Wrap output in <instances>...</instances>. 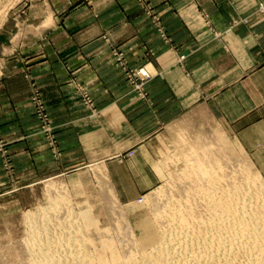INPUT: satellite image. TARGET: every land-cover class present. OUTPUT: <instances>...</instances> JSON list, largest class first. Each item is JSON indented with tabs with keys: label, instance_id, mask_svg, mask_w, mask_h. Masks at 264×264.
<instances>
[{
	"label": "rangeland",
	"instance_id": "1",
	"mask_svg": "<svg viewBox=\"0 0 264 264\" xmlns=\"http://www.w3.org/2000/svg\"><path fill=\"white\" fill-rule=\"evenodd\" d=\"M99 2L0 0V193L17 192L19 187L28 189L27 185L36 181L37 194L33 203H24L19 209L0 200V264L22 259L31 228L26 223L27 213L44 215L43 209L47 210L48 223L53 225L49 224L50 233L59 235L63 229L64 236L77 231L75 234L80 232L90 237V231L96 242L104 236L112 237L115 244L122 234L123 242L116 244L118 248L131 244L138 249L135 245L138 230L132 210L140 209L145 213L152 210L154 213L158 198L160 206L168 207L177 199L176 202H181L184 207L192 203L189 207L201 208L203 199L193 193L192 152L203 159L205 156L207 161L203 162L210 164L209 167L212 166L220 176V182L228 187L238 183L243 188L253 186L252 189H256V186L244 183L246 176H257L264 184L263 177L252 167L246 153L218 123H213L207 132H194L189 131L188 126L183 130L172 125L161 127L155 117L149 122L138 117L126 118L130 113L125 110L132 111L135 116L139 114L142 101L149 98L148 89L158 80L156 64L155 60L139 58L140 54L132 59L126 58L122 48L114 43L115 38L109 33H101L104 26L92 21L99 16L96 9ZM106 2L101 0L102 5ZM96 33L107 41L108 52L116 57L109 60L114 74L107 84L121 85V88L108 92V95L121 106L128 103L125 106L128 108L119 110L123 114L122 121L118 119L108 128L104 123L62 124L64 115L72 118L81 113L98 119L102 116L103 109L99 106L107 97L106 93L94 90V85L98 84L92 74L79 75L82 61L75 60V57L63 62L56 59L65 50L60 44L62 40L69 38L70 50L77 51L78 44L91 41ZM84 64L87 68L94 63L85 61ZM32 67L37 69L36 82L32 78L35 71ZM61 68L65 70L62 76L59 75ZM89 69L94 71L95 68L91 66ZM98 78L103 84L108 79ZM62 100L68 103L67 109L60 108ZM89 126H95L98 131L91 134ZM188 145L190 152H186ZM35 160L37 169L31 171L34 167H30V161ZM14 161L15 164L19 162V170L15 169ZM49 183L53 184V190L48 189ZM161 188L164 196H156L159 189L161 193ZM51 190L57 191L55 195L59 199L54 196L50 199ZM84 208H90L94 227L88 228L80 218H75L78 216L70 213L77 214ZM157 212L160 214L161 210ZM156 213H151L152 218L155 216V225L167 230V223L160 218L157 220ZM126 221L130 222V228H123ZM64 224L67 230L62 226ZM132 235L135 241H132Z\"/></svg>",
	"mask_w": 264,
	"mask_h": 264
},
{
	"label": "crops",
	"instance_id": "2",
	"mask_svg": "<svg viewBox=\"0 0 264 264\" xmlns=\"http://www.w3.org/2000/svg\"><path fill=\"white\" fill-rule=\"evenodd\" d=\"M99 1V16L93 23L104 26L101 33L115 38L126 58L140 54L144 61L155 60L158 80L149 87V98L134 116L125 110L128 103L121 106L108 95L121 85L107 84L114 74L110 61L116 57L108 52L100 33L78 44L77 51L70 50L69 38L62 40L65 50L56 59L82 61L79 75L92 74L98 84L94 90L107 96L99 106L103 109L100 119L79 113L72 118L62 116V124L104 123L108 128L118 119L122 121L121 109L130 113L126 118L149 122L155 117L164 128L172 125L183 130L188 126L189 131L207 132L218 123L264 179V0H104L108 3L103 5ZM85 61L94 63V71L91 66L86 68ZM32 69L36 82L37 69ZM45 72L47 75L48 70ZM64 72L61 68L59 75ZM98 77L108 79L103 84ZM59 103L67 109L66 101ZM89 127L91 134L98 131ZM36 160L30 161L31 171L37 169ZM15 169H20L19 162ZM35 182L28 189L0 193V200L17 209L33 203Z\"/></svg>",
	"mask_w": 264,
	"mask_h": 264
},
{
	"label": "bare ground",
	"instance_id": "3",
	"mask_svg": "<svg viewBox=\"0 0 264 264\" xmlns=\"http://www.w3.org/2000/svg\"><path fill=\"white\" fill-rule=\"evenodd\" d=\"M180 137L182 136L180 135ZM188 148L189 145L186 147V152ZM190 154L193 180H195L192 185L195 190L191 187L189 189L194 190L193 193L203 199L201 208L195 210L194 207H189L192 204L191 202L188 207H184L181 202H176L177 199L173 203L171 201L168 207L167 205L163 206V204L160 206L161 203L158 202L160 198H158V200H155L157 204L155 202L154 213L152 210L149 211L150 213L140 212V209L132 210V213L135 214L134 225L138 230V236L132 235L131 239L135 241L136 238L135 245L137 244L138 249L131 244L129 246L124 245L121 249L118 248L116 244L123 242L122 234L118 236L120 241L115 244L112 237L104 236V238L98 239L99 242H96L95 238L93 239V232L90 231H88L90 237L80 232L75 234L77 231L74 235L69 230L67 232L71 234L64 236L61 233L63 229L60 232L58 231L61 234H59L60 236L52 231L50 233L49 218L45 214L47 210L43 209L45 210L43 211L44 215L39 212L27 213L26 223L31 227L26 242L23 241L27 246L25 249L23 248L22 259L19 258V262H9V264H264V184L262 180L257 176H246L244 178L246 185L257 187L258 190L254 189L256 192L258 191L257 193L252 189L253 186L243 188L235 183L233 186L228 187L229 185L226 186L220 182L217 171L212 166L209 167L210 164L206 165L203 162L204 159H207L205 156L203 159L196 153L192 152ZM49 185L48 189L53 190V184L49 183ZM52 190L50 191L51 200L56 197L55 194L57 193L56 190ZM161 194H163L162 188L161 193L160 189L155 193L156 196H161ZM183 194L185 195L184 192ZM195 195L194 197L197 198ZM60 203H58L59 206ZM62 204L66 205L67 203L63 202ZM54 207L56 208V206ZM89 209L84 208L78 211L77 214L74 211L70 213L73 216H78L74 217L80 218L88 228L94 227ZM54 210L57 211V209ZM160 210V214L156 213ZM151 213L158 215H156L157 220L160 218L163 222L165 221L167 223L166 229H168L158 228L155 225L157 224L154 222L155 219H153L155 216L152 218ZM39 214L43 216L41 217ZM159 223H161V220ZM51 226L53 227V225ZM62 226L64 227L65 224ZM123 228H130V222L126 221ZM53 229L56 230L55 226ZM120 245L122 246V244ZM91 247L92 249H90Z\"/></svg>",
	"mask_w": 264,
	"mask_h": 264
}]
</instances>
